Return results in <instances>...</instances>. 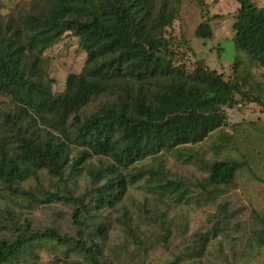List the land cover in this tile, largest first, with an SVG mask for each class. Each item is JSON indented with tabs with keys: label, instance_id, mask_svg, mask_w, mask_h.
<instances>
[{
	"label": "rangeland",
	"instance_id": "1",
	"mask_svg": "<svg viewBox=\"0 0 264 264\" xmlns=\"http://www.w3.org/2000/svg\"><path fill=\"white\" fill-rule=\"evenodd\" d=\"M251 1L264 7V0ZM38 2L0 0V35L37 10ZM238 7L235 0H179L175 19L163 31L171 43L174 66L190 72L201 62L237 84L239 91L224 111L225 124L200 141L163 148L121 167L125 193L99 208L95 188L105 181L112 160L92 155L81 168L72 169L69 164L82 148L75 144L60 177L43 168L22 181L0 180V239L11 241L20 233L47 228L68 239L34 241L3 264H264V67L234 47ZM205 20L211 35L197 37L195 30ZM86 55L78 37L65 31L38 56L37 74L52 94H59L66 76L81 71ZM110 100L108 94L94 97L69 118V129L74 130L75 116H89ZM20 106L0 93V135L15 140L24 128L32 138L57 146L70 144L58 129L36 116L30 127L28 121L19 125L18 119L11 125L8 119L18 114ZM216 160L238 165L230 183L209 181ZM93 169L102 176L91 177L88 170ZM50 194L78 198L89 211L75 223V205L44 201ZM98 223L103 224L99 231ZM78 230L86 251L75 244ZM89 248L97 250L95 260Z\"/></svg>",
	"mask_w": 264,
	"mask_h": 264
},
{
	"label": "trees",
	"instance_id": "2",
	"mask_svg": "<svg viewBox=\"0 0 264 264\" xmlns=\"http://www.w3.org/2000/svg\"><path fill=\"white\" fill-rule=\"evenodd\" d=\"M38 1L37 10L0 35V93L21 104L18 114L8 119L11 125L18 119L19 125L28 121L26 126L30 127L36 116L58 129L70 144L60 142L57 146L32 138L24 128L15 140L9 138L11 135H0V180L5 184L25 180L43 168L60 177L70 147L75 144L82 148L69 164L72 169L81 168L92 155L112 160L104 172L105 181L95 188V208H99L101 203L119 200L125 193L121 167L163 148L200 141L225 124L224 111L231 106L232 94L239 91L237 84L201 62L187 72L183 66H174L170 56L171 43L163 31L175 19L179 0ZM235 1L239 7L234 47L246 51L264 67V7L251 0ZM65 31L78 37L87 55L81 71L69 73L64 91L55 95L37 74L38 56ZM195 35H211L207 20L197 26ZM103 94L112 100L89 116H75L71 131L69 118ZM237 168L234 161L216 160L208 179L217 185L230 183ZM88 174L102 176L94 169ZM164 186L168 187L169 181ZM52 199L75 205V223L89 211L78 198L50 194L44 201ZM102 228L103 224L96 225L98 231ZM77 234L75 244L86 251L81 230ZM41 239L68 240L49 228L20 233L11 241L0 239V264ZM96 251L88 249L93 260Z\"/></svg>",
	"mask_w": 264,
	"mask_h": 264
},
{
	"label": "built area",
	"instance_id": "3",
	"mask_svg": "<svg viewBox=\"0 0 264 264\" xmlns=\"http://www.w3.org/2000/svg\"><path fill=\"white\" fill-rule=\"evenodd\" d=\"M239 106H240V104H238ZM258 113V112H257ZM258 115H259V113H258Z\"/></svg>",
	"mask_w": 264,
	"mask_h": 264
}]
</instances>
